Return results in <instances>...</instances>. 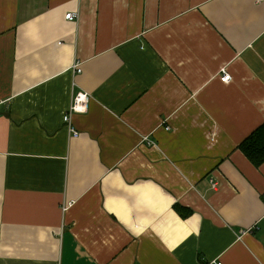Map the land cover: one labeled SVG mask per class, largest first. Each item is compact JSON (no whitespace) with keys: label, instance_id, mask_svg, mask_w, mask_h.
Listing matches in <instances>:
<instances>
[{"label":"crops","instance_id":"1","mask_svg":"<svg viewBox=\"0 0 264 264\" xmlns=\"http://www.w3.org/2000/svg\"><path fill=\"white\" fill-rule=\"evenodd\" d=\"M263 124L264 0H0V264H264Z\"/></svg>","mask_w":264,"mask_h":264},{"label":"trees","instance_id":"2","mask_svg":"<svg viewBox=\"0 0 264 264\" xmlns=\"http://www.w3.org/2000/svg\"><path fill=\"white\" fill-rule=\"evenodd\" d=\"M238 148L253 166H261L264 163V124L251 133Z\"/></svg>","mask_w":264,"mask_h":264},{"label":"built area","instance_id":"3","mask_svg":"<svg viewBox=\"0 0 264 264\" xmlns=\"http://www.w3.org/2000/svg\"><path fill=\"white\" fill-rule=\"evenodd\" d=\"M65 18L67 20H72L77 18V14L75 13H69L65 16ZM74 70L75 72H80V70L78 69V66L75 65L74 66ZM220 81L224 84H227L231 81V77L230 75L226 72L225 69L221 70L220 73ZM90 97L88 94L83 93V92H79L76 95H74V97L72 98L71 101V105H70V109H69V113L70 115L75 114V113H85L87 111V105L89 103ZM67 120V119H66ZM167 129V128H166ZM72 135H74V137L78 136V133L74 130H71ZM142 141L146 142L147 145H152V143L145 137L142 139ZM214 189L216 187V184H212L211 185ZM216 264H222V263H216Z\"/></svg>","mask_w":264,"mask_h":264}]
</instances>
